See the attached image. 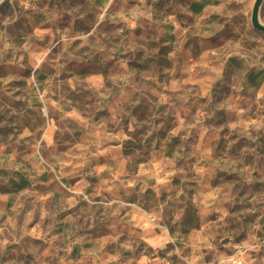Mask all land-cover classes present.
I'll use <instances>...</instances> for the list:
<instances>
[{
  "label": "rangeland",
  "instance_id": "374dc122",
  "mask_svg": "<svg viewBox=\"0 0 264 264\" xmlns=\"http://www.w3.org/2000/svg\"><path fill=\"white\" fill-rule=\"evenodd\" d=\"M255 2L0 0V264H264Z\"/></svg>",
  "mask_w": 264,
  "mask_h": 264
},
{
  "label": "water",
  "instance_id": "95a60500",
  "mask_svg": "<svg viewBox=\"0 0 264 264\" xmlns=\"http://www.w3.org/2000/svg\"><path fill=\"white\" fill-rule=\"evenodd\" d=\"M263 0H256L252 13V27L264 34V25L259 21V9Z\"/></svg>",
  "mask_w": 264,
  "mask_h": 264
},
{
  "label": "trees",
  "instance_id": "16d2710c",
  "mask_svg": "<svg viewBox=\"0 0 264 264\" xmlns=\"http://www.w3.org/2000/svg\"><path fill=\"white\" fill-rule=\"evenodd\" d=\"M263 80H264V75L262 76V78H261L259 84L257 85V87L260 85L261 81H263Z\"/></svg>",
  "mask_w": 264,
  "mask_h": 264
}]
</instances>
